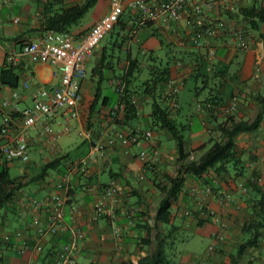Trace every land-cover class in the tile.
<instances>
[{
    "label": "crops",
    "instance_id": "1",
    "mask_svg": "<svg viewBox=\"0 0 264 264\" xmlns=\"http://www.w3.org/2000/svg\"><path fill=\"white\" fill-rule=\"evenodd\" d=\"M48 1L50 0H0V72L10 69L18 78L15 87L0 81V99L11 102L10 107L0 109V129L4 115L10 114L12 118L8 131L0 133V143L6 145L22 126L19 113L24 107L31 105L32 91L36 87L52 89L60 82L61 74L52 65L32 62L24 57H15L12 61L6 59L12 52L17 54L24 42L42 38L37 29L43 10L48 9L45 7ZM63 1L66 7H71L83 0ZM101 1L105 3L106 11L89 20L84 16L70 30L76 43L98 19L109 12V0H97L94 7ZM132 1L134 0L123 1V13L119 19L121 29L116 26L108 32L87 58L86 76L80 82L82 98L78 108L79 117L71 120L69 124L73 126L72 130H76L77 135L83 130L93 133L107 131L111 134L117 131L128 133L131 128L149 130V142L140 146L108 149L104 157H93L85 173H82L73 164L79 157L88 154V140L81 136L87 149L85 153L78 155L75 162L71 161L69 153L61 150L58 143L59 153L53 154L40 131L45 124L53 130L59 129L64 123H68L67 116L59 114L50 120L40 117L27 130L29 161L24 163L19 160L0 159L1 170L7 168L9 172L10 167H19L20 176L28 172L30 163L61 157L60 169L17 190L12 201L2 209L0 264H51L60 247L66 241L72 240V228L82 232L76 241L78 254L75 264H121L126 260L137 264L140 258L151 251L152 245H138L137 237L142 232L144 234L138 224L142 220H148L152 224L157 204L162 197L149 177L160 179L163 173H176L179 168L176 141L164 129L151 125L149 98L134 95L138 118L129 126L115 122L112 114V108L118 101L117 76L122 73L129 74L131 86H135L138 83L137 77L141 76V72H146L148 56L151 53L164 60L174 56L175 76L166 87L178 86L177 106L172 113L177 122L185 126L184 150L192 151L188 160L190 157H198L211 145L219 136L217 124L227 118L221 110L222 107L211 118L200 106V101L205 99L208 90L199 91L196 96L195 89L202 86V78L196 77L198 74H206L214 68L211 75H217L213 79L215 82L221 81L217 94L223 108L234 107L228 116L251 121L256 115H262L256 130L242 132L234 137L245 166L242 175L235 176L229 168L226 173L209 177V184H206L185 174L183 191L172 208V222L179 227L174 235L178 252L169 264H231L229 256L236 253L243 241L242 225L251 217L247 201L256 196L250 182L256 174L260 177L257 186L264 188V57L259 58L260 52L255 46L250 50L237 48L230 31L241 28L258 39L264 35V25L258 31H252L241 22L237 11L240 7L250 6L251 0H191L185 15L194 6H200L205 21L216 28V34L210 42L197 49L189 41L191 28L184 19L171 22L167 26L161 22L140 24L138 14L130 8ZM144 1L155 5L161 0ZM211 1L218 3L210 8L208 3ZM255 2L259 4L264 1ZM212 47L216 53L209 60L205 53L208 54ZM103 51L110 64L108 68L102 69L100 78V74L93 73L92 69L99 63ZM89 64L92 67L88 76ZM11 78L8 77L7 80L12 81ZM24 82L29 84V89H24ZM126 87L124 85L123 89ZM14 93L18 94L17 99L13 98ZM145 104L148 105V110H142ZM143 150L147 152L150 163L139 160L138 153ZM155 153L158 154V160L151 162ZM68 171L71 192L64 205V230L58 235L46 232L40 237L37 228L47 226L51 211L49 207L43 208L36 220L29 201L37 199L48 204L57 178ZM141 175L144 176L143 179L140 178ZM113 179L121 183L125 192L123 196L115 199L103 193L104 186ZM206 186L211 188V192L201 193V189ZM115 229H119L122 234V242L118 246ZM220 235L222 238H219ZM37 246H41V249L38 250ZM263 260L264 235L256 246L243 252L237 264H262Z\"/></svg>",
    "mask_w": 264,
    "mask_h": 264
},
{
    "label": "trees",
    "instance_id": "2",
    "mask_svg": "<svg viewBox=\"0 0 264 264\" xmlns=\"http://www.w3.org/2000/svg\"><path fill=\"white\" fill-rule=\"evenodd\" d=\"M255 1L251 0L252 3L250 6L240 7L237 11L241 17V22H244L246 28L252 31H258L260 26L264 25V0H262L263 3L259 4ZM96 2L97 0H83L80 4L66 7L63 0H50L45 4V7H48V9L43 10V16L39 20L37 30L42 37L49 31L56 33L70 32L86 13L94 7ZM116 26L120 27L121 23L118 21L113 29ZM195 48L201 49V47ZM195 53L198 56V53ZM205 55L207 54L205 53ZM107 58V55L103 51L99 63L92 69L93 73L97 72L100 74V78L102 69L109 67L110 62ZM174 63L175 60L172 55L164 60L151 53L148 56V64L146 66L147 75L144 79L137 77L138 83L135 86H131L132 80L129 78V74L122 73L117 76L119 83L116 86V92L118 93L116 106L119 107V110L115 111V116L113 115L115 122L129 126L133 120L138 118V107L134 101V95L149 98L151 104V113L149 116L151 125H156L170 133L176 141L178 149L177 163H179V168L176 173L171 171L165 172L161 175L162 177L160 179L149 177L150 182L162 197L157 204L155 214L152 218V224H149L148 220H142V223L138 224L143 229L142 231H144V234L142 232L137 237L139 240L138 245L140 247L143 245H152V249L148 254L140 258L137 264H169L172 261L176 256V252H178L175 246L176 236L174 235L179 230V227L172 222V208L178 200L180 193L183 191L185 174H189L206 184H209V177L226 173L229 171V168L230 172L233 171L235 176L242 175L245 166L242 154L234 142V137L242 132L256 130L262 119L261 113L250 121L235 119L233 116H228L227 113L223 112L227 115V118L224 122L216 126L219 136L198 157L188 160L192 151L185 152L184 150L185 137L183 129L185 126L178 123L172 113L173 109L177 106V92H173L171 86L166 87L175 76ZM213 71L214 68H211L210 72L206 74H198L196 77L202 78V86L195 89L196 96H198L199 91L208 90L205 99L200 101V106L206 110L211 118L216 115L218 109L220 110L223 107L220 97L217 94V89L221 85V81L215 82L213 80L217 76L215 74L211 75ZM8 77H12V81L7 80ZM0 81L15 87L18 83V78L12 70H2L0 72ZM124 85L127 86L125 89H123ZM96 91H99V87L96 88ZM133 130L135 129L131 128L130 131ZM61 159V157H58L49 161L38 160L30 163L28 172L15 178H11L7 168H3L0 172V219L2 217V209L7 203L12 201L17 190L42 180L48 173L60 169ZM82 173H85V171ZM259 179L260 177L256 174L250 182V186L253 188L256 196L247 201L251 211V217L242 225L244 239L238 246L236 253L229 256L231 264H237V260L243 252L250 247L256 246L264 235V188L257 186L256 183ZM55 193L54 190L49 196L48 204L37 199H31L29 201L30 207H32L36 214V220L39 212L43 208L49 207L51 211L47 226L45 228H37V233L40 237L46 232L58 235L64 230V206L62 207L60 226L52 225L54 213L51 209V196ZM34 201L41 202V205L35 208L36 203ZM137 218L140 219L139 215H137ZM75 231L81 232L80 229L72 228V236ZM67 242H70V240L65 243ZM121 264L134 263L126 260L122 261Z\"/></svg>",
    "mask_w": 264,
    "mask_h": 264
},
{
    "label": "built area",
    "instance_id": "3",
    "mask_svg": "<svg viewBox=\"0 0 264 264\" xmlns=\"http://www.w3.org/2000/svg\"><path fill=\"white\" fill-rule=\"evenodd\" d=\"M123 1L109 0V12L98 19L77 43L70 32L56 33L49 31L40 40L24 42L17 54L12 52L6 56L7 61H12L15 57H24L32 62L52 65L59 70L61 77L59 84L52 89L36 87L32 91L31 105L24 107L19 113L22 126L16 130L9 144L0 143L1 160L28 162L30 159L28 153V128L33 127L40 117L50 120L59 114H65L68 123H64L57 130H53L48 124H45L40 131V135L46 138L48 149L53 154L59 153L57 139L63 134L70 133L73 126L69 122L79 117L78 108L82 98L80 82L86 76V60L92 55L99 41L119 21L124 8ZM189 1L191 0H161L158 4L154 5L144 0H134L130 2V8L138 14L140 24L161 22L167 26L171 22L184 19L186 24L191 28L190 43L194 47H202L215 36L216 28L205 21L203 10L200 6H194L185 15ZM217 3V1H211L208 3V7L212 8ZM15 20L18 21V18ZM230 35L237 48L250 50L255 46L260 52L259 58L262 59L264 57V35L256 39L241 28L231 30ZM215 53L216 50L212 47L208 51L207 58L211 60L215 56ZM23 87L24 89H29V84L24 82ZM171 89L173 92H177L178 86L172 85ZM18 97L17 93L13 94L14 99ZM10 106V100L0 99V109H6ZM233 108V106L222 107L221 110L228 114ZM116 110H119L118 106L112 109V114H115ZM11 123V115H4L0 133H6ZM79 135L88 140L90 150L86 156L79 158L73 164V167L79 172H84L93 157H104L108 149L131 145L140 146L149 142L151 131L135 129L128 133L117 131L111 134L107 131H102L98 134H93L91 131L83 130L79 132ZM138 158L142 163H150L147 152L144 150L138 153ZM192 159L194 157H190V160ZM157 160L158 154L155 153L151 162H156ZM140 178L143 179L144 176L141 175ZM70 187V171H68L57 180L55 183L56 193L51 196V209L54 213L52 225L54 226H60L62 207L69 200ZM103 190L105 195L111 196L113 199L122 196L124 193L121 183L116 179L111 180ZM210 192L211 188L209 186L201 189V193L209 194ZM34 203H36L35 208L41 205L39 201H34ZM114 234L118 246L122 242L121 231L115 229ZM80 236L81 232L75 231L72 240L60 247L51 264H75L78 254L76 241ZM219 238H222V235ZM37 249L39 250L40 246H37ZM209 249H212V247ZM262 264H264V260Z\"/></svg>",
    "mask_w": 264,
    "mask_h": 264
},
{
    "label": "rangeland",
    "instance_id": "4",
    "mask_svg": "<svg viewBox=\"0 0 264 264\" xmlns=\"http://www.w3.org/2000/svg\"><path fill=\"white\" fill-rule=\"evenodd\" d=\"M107 7L103 1L99 3L96 7L91 8L85 15V19L89 20L104 11H106ZM91 64L88 65L87 73L88 76L91 73ZM140 78L144 79L147 75L146 72H141ZM107 91V90H105ZM113 94H110L112 96ZM142 110H148V105H144ZM57 143L59 144L62 151L69 153L70 159L72 162H75L81 153H85L87 149V144L81 139V136L77 135L76 130H72L68 134H63L57 139ZM80 158V157H79ZM78 158V159H79ZM77 162V161H76ZM1 171V167H0ZM20 173L19 167H10L9 174L11 177H16Z\"/></svg>",
    "mask_w": 264,
    "mask_h": 264
}]
</instances>
